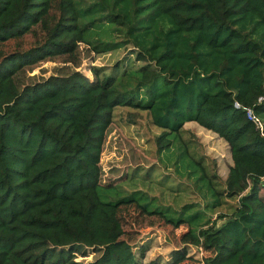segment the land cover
<instances>
[{
    "label": "trees",
    "instance_id": "1",
    "mask_svg": "<svg viewBox=\"0 0 264 264\" xmlns=\"http://www.w3.org/2000/svg\"><path fill=\"white\" fill-rule=\"evenodd\" d=\"M37 27L43 41L0 60V264H143L146 248L139 258L124 238L120 212L131 204L188 225L172 264L190 258V245L212 252L206 264H264V133L247 114L264 122V0H0V45ZM83 44L95 55L131 45L142 64L107 73L91 61V76L18 82L24 68L74 58ZM117 107L149 113L160 153L182 142L203 207L185 203L174 216L134 196L102 199L113 187L102 184L101 157ZM191 121L230 146L224 187L190 153ZM227 199L237 204L213 221Z\"/></svg>",
    "mask_w": 264,
    "mask_h": 264
},
{
    "label": "rangeland",
    "instance_id": "2",
    "mask_svg": "<svg viewBox=\"0 0 264 264\" xmlns=\"http://www.w3.org/2000/svg\"><path fill=\"white\" fill-rule=\"evenodd\" d=\"M97 32H104L99 28ZM116 38L120 34L114 33ZM44 32L37 27L35 32L21 39H14L0 45V60L3 54L18 49L25 50L44 40ZM131 45L108 53L94 54L89 47H79L74 58L56 56L24 68L17 76L20 84L35 82L56 74H68L80 70L88 75L91 61L98 67L111 72L115 64L124 63L129 70L139 68L142 62H136L130 53ZM94 57V60H93ZM91 76V75H90ZM182 136L189 151L196 157H204L210 174L218 175L217 182L224 187L225 179L233 164L230 146L215 132L200 126L197 122L185 125ZM162 130L152 124L147 111L130 107H117L114 120L108 129L101 157L102 184L101 197L105 201H116L134 196L151 209L168 210L178 216L185 203H198L204 206L206 198L196 186V179L187 175V156L185 146L174 140L170 149L159 152L157 137ZM173 138V136H171ZM264 195V189L262 190ZM235 199H227L225 204L214 212L212 220H218L219 214L230 213ZM126 238L141 258V249L146 248L143 264H172V251L182 248V235L188 231V225L174 227L158 215H149L135 204L124 206L120 212ZM223 220H219L220 225ZM189 256L180 264H206L205 258L212 254L201 247L189 246ZM100 253L91 252L87 256L79 255L77 260L88 262Z\"/></svg>",
    "mask_w": 264,
    "mask_h": 264
},
{
    "label": "built area",
    "instance_id": "3",
    "mask_svg": "<svg viewBox=\"0 0 264 264\" xmlns=\"http://www.w3.org/2000/svg\"><path fill=\"white\" fill-rule=\"evenodd\" d=\"M236 107H240V104L238 102H236ZM247 114H248V117L253 120L257 127L264 133V122L257 116L255 115L253 109L251 108H247Z\"/></svg>",
    "mask_w": 264,
    "mask_h": 264
},
{
    "label": "crops",
    "instance_id": "4",
    "mask_svg": "<svg viewBox=\"0 0 264 264\" xmlns=\"http://www.w3.org/2000/svg\"><path fill=\"white\" fill-rule=\"evenodd\" d=\"M188 123H195L194 121H191V122H188ZM188 123H186V124H188ZM210 131V130H209Z\"/></svg>",
    "mask_w": 264,
    "mask_h": 264
}]
</instances>
